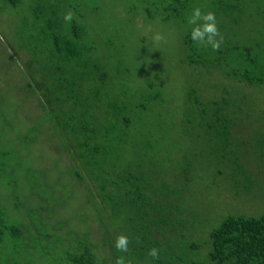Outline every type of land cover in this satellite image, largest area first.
<instances>
[{
	"label": "trees",
	"instance_id": "trees-1",
	"mask_svg": "<svg viewBox=\"0 0 264 264\" xmlns=\"http://www.w3.org/2000/svg\"><path fill=\"white\" fill-rule=\"evenodd\" d=\"M72 1L34 0L35 6L25 12L31 10L36 15L40 28L34 45H31L34 36L30 33L32 37L28 44L23 42L20 50L15 49V52L27 54L26 58H16L23 77L19 92L33 94L39 112L31 116L29 106L23 108L20 104V107L31 120L34 138L43 132L42 128L46 131L51 128L50 136L56 140L60 137L67 144V152L71 150V167L78 165V171H75L78 180L90 194L99 236L94 240L88 231H76L71 227L73 234L67 238L58 237L53 243L45 226L47 234H39L41 227L34 224L32 213L41 214L46 204L42 203L45 196L37 190L36 182L29 191L25 190L32 216L29 228L24 222L17 223L10 218L12 215L1 205L0 199V264H53L58 257L52 258L50 253L56 245L64 254V264H114L120 255L131 264H264V213H227L204 224L201 217L210 214L212 208L199 209L202 202L194 200L203 186L211 189L212 183L219 178L222 169L215 172L212 164L220 159L235 160L239 169L242 167L236 162L238 159H257L258 163H264V113L256 124L249 123L252 126L250 132L234 134L231 128L235 120L231 122L226 109L229 101L226 96H221L224 106L215 102V108L204 114L201 109L202 146L195 145V131L187 129V136L195 141L194 145H184L187 143L183 136V144L179 142L177 146L179 155L170 159L174 156H170L165 143L170 138L166 130L172 136L168 125L171 117L159 113L165 102L160 86L148 78V82L138 89V99L146 101L141 104L129 87L126 75L121 74L123 78L119 79V67L114 66L116 71L112 74L111 64L108 69L96 59L99 45L92 39L95 30L88 24L90 18L81 11V1L85 0H77L75 4H71ZM144 1L146 5L141 10L149 19L156 14L164 22L188 26L180 41L182 60L187 65L198 71L214 69L232 83H243L264 91V0ZM22 3L26 5L23 0H0V11L10 7L22 9ZM99 6H90L89 10L96 7L98 10ZM65 7L75 12L71 22L63 19ZM194 7L215 13L217 27L223 36L218 51L191 40L192 26L188 25L187 18ZM90 39L94 40L95 47H91ZM42 41L46 44L39 47ZM44 51L45 57L42 56ZM144 67L141 64L140 73ZM185 91L195 102H200L193 85L190 84L188 93L187 88ZM221 91L224 94L235 92V100L242 110L244 92L239 89L228 91L225 83L221 85ZM260 98L257 97V102H264V94ZM250 108L243 112L246 120L252 117L254 107ZM9 115L0 108V121L8 120L9 124L13 120ZM185 119L191 122L189 118ZM131 121L137 127L143 124L150 131L144 129V132L151 135L152 140L147 144L143 142V148L137 153L132 151L138 147L129 145L130 140L137 142L128 130ZM176 138L180 139L178 135ZM158 149L164 151L167 159L155 167L148 153ZM0 156H5L1 149ZM154 158L160 157L154 155ZM5 160L0 159V175L5 171L6 166L1 167ZM255 196L264 197V193L256 192ZM34 200L38 204H34ZM200 225L201 230L198 229ZM24 234L38 240L42 244L41 251L38 257L13 261L16 257L7 256L4 246L13 247L11 243ZM118 234L128 237L127 253L117 252L113 247ZM151 248L159 250L158 259L148 255Z\"/></svg>",
	"mask_w": 264,
	"mask_h": 264
},
{
	"label": "rangeland",
	"instance_id": "rangeland-1",
	"mask_svg": "<svg viewBox=\"0 0 264 264\" xmlns=\"http://www.w3.org/2000/svg\"><path fill=\"white\" fill-rule=\"evenodd\" d=\"M23 2L26 5L22 3V7L27 10L10 7L0 11V108L5 113H10L9 119L13 118L9 124H7L8 120L0 121V149L5 155L2 158L0 156V159L6 158L1 164V167L6 166L5 171L0 175L1 205L12 215L10 218L17 223L24 222L28 228V225H32L29 223V218L33 216L34 224L42 228H38V233L43 235L47 234L46 231L50 232L53 243L58 237L67 238L72 233L71 227L76 231L86 230L90 233L91 238L97 240L99 231L96 225L95 210L87 188L78 180V173L76 175L75 171H78V165L71 167L73 164L70 156L72 155L71 150H68L69 153L67 152V144L63 143L60 137H58L59 140H56L50 136L51 128H48L49 131L42 128L43 132L34 138V133L30 129L31 120L27 115L25 116L20 107V104L23 105V108L29 106L32 109L31 116H35L39 112L35 108L33 94L19 92L23 77L20 74L21 64L17 62L16 58H26L27 54L20 51L15 52V49L20 50L23 42L28 44L32 37H30V33L34 36V39L30 40L31 45H34L40 28L36 15L31 10L29 13H25L29 7L35 6L34 0H23ZM72 2L74 3L71 4H75L77 0ZM96 4L100 5L98 10L96 7L90 11V6ZM88 5L89 0L81 1V11L90 18L88 24H92V28L95 30L92 39H96V43L99 45V51H96L95 54L96 59L108 69L110 64L112 69L114 66H118L121 72L119 79L123 78L121 74L126 75L129 87L133 89L136 99L140 96L138 89L148 82V78L160 86V94L165 98V102L159 113L171 117L168 125L171 128L172 136L170 131L166 130V134L170 138L165 143L167 150L171 153H169L170 156H174L170 159H176V155H179L177 146L179 142L183 144L181 140L183 136L187 143L184 145H194L195 141L193 142L187 136V129L195 131L197 135L195 145L202 146L203 136L200 133L203 128L200 126L203 125V118L201 109H204V114L208 109L211 112L215 108V102L224 106L220 99L221 96H226L229 101L226 109L231 122L235 120L234 126L231 128L234 134L241 135L250 132L249 129L252 127L250 124L254 125L261 120V114L264 113V102H257L256 99L264 94L263 90L243 83H232L214 69L198 71L182 60L184 55L180 41L188 26L179 22H164L160 19L161 16H156V14L153 19H149L141 10L146 5L144 0H90V5ZM68 11L75 13L70 7L63 9L64 14ZM110 20L111 24L109 25ZM157 33L163 37V40L154 41L153 37ZM109 36L112 39L109 40ZM88 42L91 47L96 46L94 40L90 39ZM45 44L42 41L39 47H44ZM108 47L110 49H107ZM106 50L107 52H105ZM42 56L45 57V51ZM141 64H144L145 67L140 73ZM115 71L113 69L112 74ZM155 75V78L150 77ZM224 83L228 91L239 89L241 93L246 94L247 98L245 97V101L241 104L242 110H240V103L238 105L235 100V92L224 94L221 91V85ZM190 84L196 89L199 103L195 102L192 96L186 94L185 89L187 88L188 93ZM135 91H137L136 94ZM250 98L255 101L250 102L251 100H248ZM138 100L141 104L146 103L144 98ZM249 106L254 107V110L248 122L243 112L251 109ZM185 117L189 118L191 122L185 121ZM133 122L131 121L129 124L131 126L128 130L130 135L137 140V142L129 141L131 148L138 147L132 151L135 153L143 148V142L147 144L152 140L150 139L151 135L144 132V129L146 131L147 128L143 124L137 127ZM157 130L159 131V128ZM148 132L150 131L148 130ZM177 135L180 139L176 138ZM126 137L128 136L125 135ZM154 155L160 158L155 159ZM148 157L152 158L153 163H150L155 167L158 164H163L167 159L162 149L152 150L148 153ZM124 158H127V155ZM234 161L220 159L217 163H213V170L216 172L217 169H222V173L218 174L219 178L212 183L211 189L207 188L208 186H203L202 190L194 197L197 202H202L199 209L212 208L210 214H204L201 217L204 224L218 220L227 213L241 212L250 215L264 213V197H254L256 192L264 193V163H258L257 159H238L236 162L242 167L239 169ZM202 173L205 172L202 171ZM36 182L37 190L45 196V201L42 200V203L46 206L41 214L32 213L31 216L30 206L25 200V190L29 191V187H34L33 184ZM87 182L89 181L87 180ZM213 184H215L214 187ZM90 188L94 191V188ZM34 201L36 204L37 200ZM38 203H41L39 199ZM43 226L47 228L46 231ZM198 229L201 230L203 227L200 225ZM11 244L13 247L6 244L4 251L7 252V256L16 257L13 261L28 260L31 257L35 258L36 255L38 257L42 246L38 240L35 238L32 240L26 234ZM15 251H18V254ZM63 255L61 249L57 245L54 246L50 256L58 257V260L57 262L53 261V264H64Z\"/></svg>",
	"mask_w": 264,
	"mask_h": 264
},
{
	"label": "clouds",
	"instance_id": "clouds-1",
	"mask_svg": "<svg viewBox=\"0 0 264 264\" xmlns=\"http://www.w3.org/2000/svg\"><path fill=\"white\" fill-rule=\"evenodd\" d=\"M63 19L66 22H71L73 20V13L68 11ZM188 25H191L190 38L192 41L196 42L202 47L207 48L211 46L212 50L218 51L221 44L223 43V36L220 35L219 29L217 27L216 16L212 11L202 12L200 7H194L192 9V14L187 18ZM219 38V39H217ZM154 41H161L163 37L157 33L153 37ZM128 237L123 234L116 235L113 247L117 252L127 253L128 252ZM158 249L151 248L148 251V255L153 259H158ZM114 264H131L125 256H117L114 260Z\"/></svg>",
	"mask_w": 264,
	"mask_h": 264
}]
</instances>
